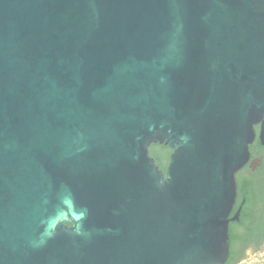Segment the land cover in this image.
<instances>
[{"label": "water", "instance_id": "obj_1", "mask_svg": "<svg viewBox=\"0 0 264 264\" xmlns=\"http://www.w3.org/2000/svg\"><path fill=\"white\" fill-rule=\"evenodd\" d=\"M257 126L264 0H0V264H225Z\"/></svg>", "mask_w": 264, "mask_h": 264}, {"label": "trees", "instance_id": "obj_2", "mask_svg": "<svg viewBox=\"0 0 264 264\" xmlns=\"http://www.w3.org/2000/svg\"><path fill=\"white\" fill-rule=\"evenodd\" d=\"M257 144L261 145L259 132ZM172 152L166 144L157 143L150 146V154L164 171L167 170ZM237 183L238 203L235 212L240 206L242 210L240 219L230 223V255L225 264L241 263L248 256L246 251L249 248H252L254 254L264 249V163L252 177L238 175Z\"/></svg>", "mask_w": 264, "mask_h": 264}, {"label": "flooded vegetation", "instance_id": "obj_3", "mask_svg": "<svg viewBox=\"0 0 264 264\" xmlns=\"http://www.w3.org/2000/svg\"><path fill=\"white\" fill-rule=\"evenodd\" d=\"M260 127L257 126V133L259 132ZM258 138V135H257ZM257 138L254 141V143L251 145V148H253V152L251 151V160H254L253 162H249L248 164H246L238 173H237V177L238 175H244V176H248V177H252L254 176V174L261 168V166L264 163V145H258L257 144ZM238 201L236 202V205L234 207L233 213L232 215H234L235 213V209L237 206ZM249 252H253L252 248H249L246 251V254L249 255Z\"/></svg>", "mask_w": 264, "mask_h": 264}, {"label": "rangeland", "instance_id": "obj_4", "mask_svg": "<svg viewBox=\"0 0 264 264\" xmlns=\"http://www.w3.org/2000/svg\"><path fill=\"white\" fill-rule=\"evenodd\" d=\"M261 260H263V263H261ZM256 263L264 264V249L258 254L249 252V255L239 264H256Z\"/></svg>", "mask_w": 264, "mask_h": 264}]
</instances>
